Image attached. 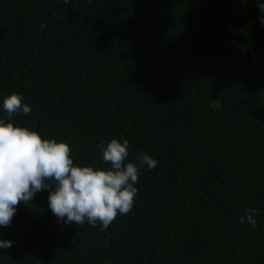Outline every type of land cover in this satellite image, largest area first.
<instances>
[{
  "label": "trees",
  "instance_id": "obj_1",
  "mask_svg": "<svg viewBox=\"0 0 264 264\" xmlns=\"http://www.w3.org/2000/svg\"><path fill=\"white\" fill-rule=\"evenodd\" d=\"M260 18L257 0H0V119L15 92L32 110L11 122L75 165L109 168L112 138L159 161L106 231L58 221L47 190L20 203L0 264H264Z\"/></svg>",
  "mask_w": 264,
  "mask_h": 264
},
{
  "label": "clouds",
  "instance_id": "obj_2",
  "mask_svg": "<svg viewBox=\"0 0 264 264\" xmlns=\"http://www.w3.org/2000/svg\"><path fill=\"white\" fill-rule=\"evenodd\" d=\"M257 7L264 26V3L257 0ZM22 101L15 92L3 100L6 119H0V227H9L19 204L28 205L44 190L49 192L48 208L64 224L87 223L106 231L118 214L131 213L141 170H154L159 161L141 152L135 162H129V141L112 138L106 145L103 140L97 144L109 168L75 165L67 142L42 138L37 131L11 122L16 114H30L31 107ZM243 213L240 223L254 228L259 210L245 208ZM14 243L0 239V249Z\"/></svg>",
  "mask_w": 264,
  "mask_h": 264
}]
</instances>
